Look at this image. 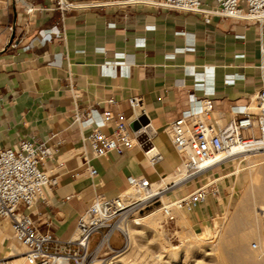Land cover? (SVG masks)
Returning <instances> with one entry per match:
<instances>
[{"label":"crops","instance_id":"0c3cea01","mask_svg":"<svg viewBox=\"0 0 264 264\" xmlns=\"http://www.w3.org/2000/svg\"><path fill=\"white\" fill-rule=\"evenodd\" d=\"M71 1L76 6L62 11L56 0H0V148L21 139L52 148V158L39 165L58 179L50 205L38 203L26 213L40 231L63 241L74 236L97 196L119 195L130 176L155 184L173 173L180 158L165 131L190 107L191 95L212 99L215 115L228 120L232 107L248 105L264 87V23L220 17L206 22L201 13L162 7V0ZM215 5L205 2L207 8ZM54 28L63 36L36 39L39 31ZM210 69L214 77L197 78ZM197 81L214 93L195 90ZM130 96L142 98L157 130L154 144L164 160L154 167L138 146L93 157L83 139L89 130L74 124L76 111L91 112L95 120L108 109L130 117ZM110 98L117 103L109 105ZM86 159L97 176L90 175ZM239 176L219 178L202 207L183 211L208 227L229 209ZM19 246L9 222L0 218V258L25 264Z\"/></svg>","mask_w":264,"mask_h":264},{"label":"built area","instance_id":"2783aa9c","mask_svg":"<svg viewBox=\"0 0 264 264\" xmlns=\"http://www.w3.org/2000/svg\"><path fill=\"white\" fill-rule=\"evenodd\" d=\"M206 0H162V7L201 13L206 22L213 17L264 23V0H216V5L205 7ZM57 6L66 11L76 5L71 0H56ZM27 8V12H33ZM60 37L57 29L39 31L36 37L42 43ZM32 45H29V48ZM264 56V45L261 46ZM55 56L50 57V63ZM214 77V69L201 75L200 79ZM227 84L235 83L228 79ZM195 90L206 94L214 89L196 82ZM107 103L115 105L110 98ZM128 103L132 115L115 114L105 110L100 119H94L91 112L76 111L74 124L88 129L89 134L83 139L93 149V157H104L111 152L123 153L138 146L143 150L149 166L154 167L164 160V155L154 144L157 134L141 97L130 96ZM232 117L223 120L214 112L213 100L198 99L190 96V107L172 123L167 125L166 135L180 163L175 174L182 176L178 181H171L165 187L153 191L152 185L143 176L128 177V188L114 197L97 196L81 216L77 230L72 238L63 241L40 231L31 215L26 211L38 203L50 205L51 192L58 179L48 171L40 169L42 161L53 156V150L45 143L21 139L10 148H0V218L9 222L14 237L24 248L25 264H103V259L117 254L129 244V229L140 225L142 213L158 202L162 196L176 195L175 205L185 212H192L202 207L210 193H214V184L219 178L232 172L226 171L230 164L244 160L248 153L264 150V87L248 105L231 108ZM147 116L149 123L143 125L140 117ZM151 126L155 135L147 127ZM111 128L107 133L105 128ZM86 159L91 176L98 175L97 169ZM163 175L160 179L162 181ZM193 183H200L190 192L185 193ZM133 188L139 196L128 193ZM184 192V193H183ZM178 193L180 195H178ZM167 222L174 220L172 209L165 204L161 208ZM118 232L123 237L122 246L114 248L112 237ZM97 239L95 246L92 245ZM1 264H6L0 258Z\"/></svg>","mask_w":264,"mask_h":264},{"label":"rangeland","instance_id":"374dc122","mask_svg":"<svg viewBox=\"0 0 264 264\" xmlns=\"http://www.w3.org/2000/svg\"><path fill=\"white\" fill-rule=\"evenodd\" d=\"M248 166V160L245 158L242 161L238 160L235 163L230 164V167L226 171H223V174H226L227 172H232L237 168L242 169V171L238 173L240 175L239 188L232 199L229 209L226 212L220 213L218 217L211 219L208 227L202 226L201 224L196 225L190 215L185 213L182 209L177 208L173 209L174 220L167 222L161 210L162 204L164 205L169 203L170 198L174 201L176 199V195H167L160 198L158 202H155L142 213V218L145 217L142 222L144 226L141 225L131 227L134 234L133 243L131 246H127L124 249L126 252L125 259L123 263L121 262L119 264H163L165 262H172V264H200V262H204L205 264H229L227 260L219 258L216 253L205 256L204 252L207 248H212V246L214 248L217 247V239L221 230L220 227H222L223 224L226 223V219L234 213L245 188L249 183H251L250 181L252 177ZM260 178L261 181L260 179L257 181L259 184L263 181V175H261ZM191 186L194 188L195 183L189 185L187 188H184V192L187 193V189H190L189 187ZM154 187L157 188L156 185ZM257 193L258 192H255L253 194L252 209L261 206L259 199L260 195H257ZM169 196L170 198H168ZM255 201L258 204L254 208L253 205L256 204ZM179 212L182 213L188 221L184 220L182 223H178L176 221L177 218L175 217V214ZM149 215H151V217H148ZM152 218L156 220L154 225L149 223ZM96 242L97 239H95L92 248L95 246ZM122 242V235L118 232L114 233L112 237V246L114 248H120L122 246ZM250 243V250L259 255L260 260L262 256L259 252L263 249L261 248L263 247L262 244L256 239H252ZM19 247L22 251L24 250L22 246ZM117 254L105 257L103 259V264H109L107 262L110 258L115 257ZM170 256H172V258H170Z\"/></svg>","mask_w":264,"mask_h":264},{"label":"bare ground","instance_id":"6f19581e","mask_svg":"<svg viewBox=\"0 0 264 264\" xmlns=\"http://www.w3.org/2000/svg\"><path fill=\"white\" fill-rule=\"evenodd\" d=\"M245 158H247L249 163L248 167L250 169L252 177L250 181L251 183H249L245 188L240 200L238 201L234 213L228 219H226V223L223 224L222 227H220L221 230L217 239V247L214 248L212 246V248H207L204 252V255L208 256L212 253H216L219 258L227 260L229 264H264V151L248 153ZM240 171H242V169L237 168L233 173L238 174ZM261 175H263V181L259 184L257 181H259V179L261 181ZM166 176L167 175H165L162 181H159V183H155L152 185L153 191H157L158 189L165 187V185L171 181H178L182 177L176 175L175 171L167 177ZM155 185L157 186V188L154 187ZM255 192H258L257 195H260L259 199L261 206L255 208L258 204L255 201L256 204L253 205L255 209H252V198ZM128 193L134 196H139L133 188L128 189ZM163 197L164 196H162V198ZM168 198H170V196ZM165 205L171 207L172 213L174 208L181 209L175 205V201H172L171 198L170 202L166 203ZM148 217H151V215H149ZM175 217L177 218L176 221L178 223H182L184 220H187V218L180 212L176 213ZM144 219L145 217L142 218L140 225L138 226H144V224H142ZM155 221L156 220L152 218L150 219L149 223L151 225H154ZM133 239L134 234L130 228L128 246L132 245ZM252 239L258 240L263 246L261 247L263 249L259 252V254H261L262 256L260 260L259 255L253 253L249 248V244H251L250 242ZM125 253L126 252L122 250L115 257L110 258L107 263H123L125 259ZM172 256H170V258H172ZM163 264H172V262H165ZM200 264L205 263L200 262Z\"/></svg>","mask_w":264,"mask_h":264},{"label":"water","instance_id":"95a60500","mask_svg":"<svg viewBox=\"0 0 264 264\" xmlns=\"http://www.w3.org/2000/svg\"><path fill=\"white\" fill-rule=\"evenodd\" d=\"M140 122L143 124V125H147L149 123V119L147 118V116H142L140 117ZM147 130L152 134V135H155V131L154 129L151 127V126H148L147 127Z\"/></svg>","mask_w":264,"mask_h":264}]
</instances>
